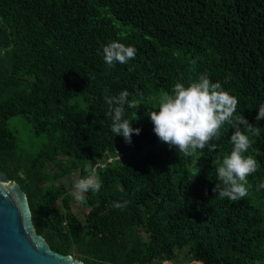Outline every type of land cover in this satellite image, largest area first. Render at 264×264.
<instances>
[{
  "label": "trees",
  "instance_id": "obj_1",
  "mask_svg": "<svg viewBox=\"0 0 264 264\" xmlns=\"http://www.w3.org/2000/svg\"><path fill=\"white\" fill-rule=\"evenodd\" d=\"M113 41L133 46L135 59L106 64ZM201 74L259 130L241 127L258 167L238 201L212 191L232 149L230 124L214 150L185 155L158 140L146 115ZM125 89L140 106L125 105L141 130L130 144L107 116L106 101ZM260 104L264 0H0V174L26 194L36 234L83 264H264ZM15 117L45 140L36 152L9 125ZM93 171L100 191L79 203L72 178Z\"/></svg>",
  "mask_w": 264,
  "mask_h": 264
},
{
  "label": "clouds",
  "instance_id": "obj_2",
  "mask_svg": "<svg viewBox=\"0 0 264 264\" xmlns=\"http://www.w3.org/2000/svg\"><path fill=\"white\" fill-rule=\"evenodd\" d=\"M103 59L106 64L114 62L121 64L135 59L136 49L131 45H124L113 41L103 46ZM129 92L125 89L118 97L109 98L107 116L111 119V132L114 136L123 137L125 143L132 142V135H139L140 129L133 128L131 121L124 117L125 105L129 108H139L137 100H129ZM238 99L225 91L219 82H213L207 74H201L196 81L188 86L176 83L171 93H165L159 99L156 110L146 112L153 125V132L158 140L175 148L179 153L190 155L196 150L210 147L220 137V129L224 124L233 128L230 136L232 149L225 155L216 169L217 180L213 187L216 197L238 201L248 195V177L257 171V161L251 155H245L251 147L252 141L241 130L243 126L253 136L259 135V130L241 114L235 116ZM235 117V118H234ZM257 121L264 119V104L258 107L255 117ZM101 182L90 172L86 177L77 178L72 183L71 194L79 203L85 202L88 192H99ZM259 187L264 188V183ZM127 202H114L116 208L125 207ZM74 258L73 256H71ZM76 259V258H74Z\"/></svg>",
  "mask_w": 264,
  "mask_h": 264
},
{
  "label": "water",
  "instance_id": "obj_3",
  "mask_svg": "<svg viewBox=\"0 0 264 264\" xmlns=\"http://www.w3.org/2000/svg\"><path fill=\"white\" fill-rule=\"evenodd\" d=\"M0 264H83L53 251L36 234L26 194L0 174Z\"/></svg>",
  "mask_w": 264,
  "mask_h": 264
},
{
  "label": "rangeland",
  "instance_id": "obj_4",
  "mask_svg": "<svg viewBox=\"0 0 264 264\" xmlns=\"http://www.w3.org/2000/svg\"><path fill=\"white\" fill-rule=\"evenodd\" d=\"M8 121H9V125L11 127H14L17 130V134H18L20 140H22V143L24 144V146L27 149H29V151L36 152L39 149V147L42 145V143L45 142V140H43L42 137H40L38 139L32 138V136L29 135L27 129L23 126L24 123L21 122L18 118H16V117L15 118H11ZM77 178H78V176L74 175L72 180L74 181ZM56 206L59 207L60 203L58 202L56 204ZM73 211L75 213H77V214H80L81 213L80 206L74 204L73 205ZM177 256H178V261L182 262L183 261V257H184L183 254L179 253V254H177ZM73 257L76 258V255H74ZM167 264H170V263H167Z\"/></svg>",
  "mask_w": 264,
  "mask_h": 264
},
{
  "label": "built area",
  "instance_id": "obj_5",
  "mask_svg": "<svg viewBox=\"0 0 264 264\" xmlns=\"http://www.w3.org/2000/svg\"><path fill=\"white\" fill-rule=\"evenodd\" d=\"M108 162H111V159H109Z\"/></svg>",
  "mask_w": 264,
  "mask_h": 264
}]
</instances>
